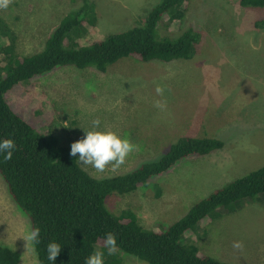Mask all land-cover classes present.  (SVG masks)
<instances>
[{
    "label": "rangeland",
    "instance_id": "rangeland-1",
    "mask_svg": "<svg viewBox=\"0 0 264 264\" xmlns=\"http://www.w3.org/2000/svg\"><path fill=\"white\" fill-rule=\"evenodd\" d=\"M88 1L93 4V21L86 20L73 39L82 45L140 25L160 2ZM81 2L9 0L0 8V18L15 33L16 54L40 51L58 20ZM238 2L189 0L180 23L168 24L163 18L158 26L161 36L174 38L186 29L199 32L189 60L141 62L127 57L105 73L65 66L8 94V99L27 114L39 106L40 97L49 102L53 114L43 131L60 146L70 149L94 118L100 120L101 130L116 132L138 146L122 164L109 163L102 172L78 162L94 178L126 173L161 155L180 136L221 139L223 148L182 161L151 185L106 197V207L114 214L129 211L142 227L162 229L212 191L264 165V31L253 27L264 12ZM157 85L163 89L161 95L155 91ZM155 101H162L165 108L155 107ZM29 228L27 215L11 199L0 176V245L18 253V264H39L35 250L22 239ZM184 241L222 262L264 264V194L216 209ZM235 241L243 247L234 248ZM106 254L115 255L119 264H146L119 250Z\"/></svg>",
    "mask_w": 264,
    "mask_h": 264
},
{
    "label": "trees",
    "instance_id": "trees-1",
    "mask_svg": "<svg viewBox=\"0 0 264 264\" xmlns=\"http://www.w3.org/2000/svg\"><path fill=\"white\" fill-rule=\"evenodd\" d=\"M188 3L189 0H160L140 25L82 45L73 39L81 34L86 20L93 21L92 2L82 0L78 8L58 20L40 51L24 56L16 54L15 33L0 18V138H11L16 145L11 159L3 161L0 157V176L11 199L27 215L30 227L40 229V242L35 245L39 264H49L45 248L50 241L61 245L53 264H84L96 248L104 252V264H119L115 255H107L103 248L107 232L115 236L116 250L146 264H230L204 254L195 244L186 243L184 237L198 222L212 218L216 209L264 194V165L212 191L170 225L145 228L129 211L118 215L111 212L106 207V197L151 185L182 161L223 148L221 139L180 136L161 155L126 173L94 178L79 165L77 156L69 155V148L60 146L53 135L43 131L50 126L53 114L49 102L40 97L39 106L27 114L8 99V94L65 66L90 67L105 73L127 57L164 63L191 59L200 41L199 32L186 29L170 38L158 31L164 17L168 24L180 23ZM238 3L264 12V0ZM253 27L264 31V16L255 20ZM18 261L15 250L0 245V264Z\"/></svg>",
    "mask_w": 264,
    "mask_h": 264
},
{
    "label": "clouds",
    "instance_id": "clouds-1",
    "mask_svg": "<svg viewBox=\"0 0 264 264\" xmlns=\"http://www.w3.org/2000/svg\"><path fill=\"white\" fill-rule=\"evenodd\" d=\"M9 0H0V8L7 7ZM157 95L163 93V89L157 85L155 88ZM154 106L160 109L165 108L162 101H155ZM16 145L11 138H0V157L3 161L12 158ZM138 146L131 143L127 138H123L111 130H101V122L98 118L90 121V127L83 130V136L70 144V156H76V160L84 166H91L97 172H102L109 163L113 167L119 166L125 160L129 152L137 150ZM22 239L30 250H35V245L40 242V229L30 227L25 230ZM233 247L240 249L242 243L235 241ZM103 248L108 253L116 250V238L111 232H107L103 237ZM61 250V245L55 241L47 243L45 248L46 259L49 264L57 257ZM84 264H104V252L96 250L90 253L84 260Z\"/></svg>",
    "mask_w": 264,
    "mask_h": 264
}]
</instances>
